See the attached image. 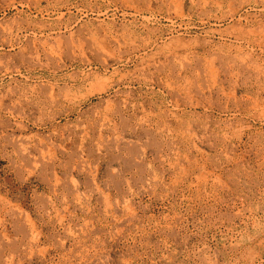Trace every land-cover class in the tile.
<instances>
[{
    "label": "rangeland",
    "instance_id": "obj_1",
    "mask_svg": "<svg viewBox=\"0 0 264 264\" xmlns=\"http://www.w3.org/2000/svg\"><path fill=\"white\" fill-rule=\"evenodd\" d=\"M0 264H264V0H0Z\"/></svg>",
    "mask_w": 264,
    "mask_h": 264
},
{
    "label": "bare ground",
    "instance_id": "obj_2",
    "mask_svg": "<svg viewBox=\"0 0 264 264\" xmlns=\"http://www.w3.org/2000/svg\"><path fill=\"white\" fill-rule=\"evenodd\" d=\"M262 38V37H261ZM104 88V87H103Z\"/></svg>",
    "mask_w": 264,
    "mask_h": 264
}]
</instances>
